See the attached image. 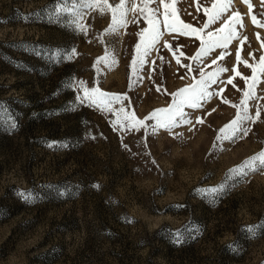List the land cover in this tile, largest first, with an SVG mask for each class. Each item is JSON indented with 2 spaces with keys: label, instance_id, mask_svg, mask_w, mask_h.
<instances>
[{
  "label": "rangeland",
  "instance_id": "374dc122",
  "mask_svg": "<svg viewBox=\"0 0 264 264\" xmlns=\"http://www.w3.org/2000/svg\"><path fill=\"white\" fill-rule=\"evenodd\" d=\"M119 2L0 0V264H264V168L230 172L264 151V73L246 98L243 63L264 55V0H230L236 35L195 61L221 23L184 35L165 13L200 29L211 0H125L111 31ZM146 17L159 38L134 72ZM218 68L190 123L147 119ZM244 108L248 135L217 139Z\"/></svg>",
  "mask_w": 264,
  "mask_h": 264
},
{
  "label": "snow or ice",
  "instance_id": "6c2138e0",
  "mask_svg": "<svg viewBox=\"0 0 264 264\" xmlns=\"http://www.w3.org/2000/svg\"><path fill=\"white\" fill-rule=\"evenodd\" d=\"M149 0H146L144 8H141L140 11L144 12L145 8H147V3ZM161 4H164V0H159ZM247 2V0H245ZM81 3L85 7H92L94 6V0H81ZM104 4L108 3V0H103ZM230 0H211V7L204 8V14L208 17L207 22L203 24V27L200 29L193 28L191 24H185L183 21L175 20L172 23L168 22L167 14L165 13V21L164 27L168 28L171 31H179L184 35H190L192 33L203 32L204 29H209L211 25L216 24L217 22L221 23V27L218 28L215 32L209 30L206 34V38H201L200 48L196 55L192 58L195 60H200L202 57H207L210 52L213 51L215 48L227 47V44L230 40L234 38L236 35L235 33V25L238 24L239 21V13L232 12L231 15L225 17V14L228 12ZM124 5L125 0H120L118 4H116L115 9H113V24L111 27V31H115L116 27L122 26L124 21ZM167 8L168 5L165 4ZM133 10H135V5H133ZM249 10L251 11V5H249ZM157 10L153 9V16ZM148 23L150 24V28H146L143 32L140 33L142 44H137V55L133 59V70L138 71V68L143 65L144 60L143 58L147 56L150 50L156 44V41L159 38V21L153 18L146 17ZM252 22L255 24L257 23L256 17L252 16ZM80 31H83V27L81 26ZM145 33L147 35H145ZM168 47L167 44L164 45ZM264 47V45H262ZM37 55H39L37 53ZM223 56V53H221ZM237 60H240L239 53H237ZM260 63L257 67H253V65L249 64L248 61H243V63L252 69V76L251 78L245 77V81L247 82L248 79L252 80V84L249 86V91L245 93L246 98H253L251 89L255 87V85L259 82L258 80V73H264V55H261ZM177 64L180 63L179 60L176 61ZM213 64L216 63V60L213 59ZM189 71H193L191 66H188ZM199 71L200 79L193 85L189 87H184L179 89L177 93H173V103L167 109H159L157 110L158 113H164L163 116L157 115V113H153L151 117H147V119H156L157 126L163 127L169 131L173 127L176 126V117H181V123H190L184 119V112L183 107L187 105L189 108H198L200 107L199 101L201 99H206L209 95L208 87L209 84H215V76L220 73L224 72V68H218L216 72L206 74L203 69H197ZM236 75H240L239 72L236 71L235 68L232 69ZM228 83L231 84L232 80L229 79ZM95 93L97 92L96 89H92ZM87 95V90L85 89V99H89ZM92 103H97V99L91 98ZM114 100L119 101L121 97L119 96H111L108 97L105 93H99V100L100 101H107V100ZM245 101L242 100L241 104H244ZM91 106V105H90ZM123 112V109H121ZM259 116V112L257 113ZM252 118L247 114V108H244L242 113H238L236 118L231 121L230 124H226L224 127L219 129L221 133H224L222 137H217V139H232L233 137L237 136L239 133H243L244 136L248 135V129L244 128L242 125L244 122L251 120ZM144 121L136 120L133 125L136 124L143 125ZM153 131H155V126L153 127ZM51 146V145H50ZM264 168V151H260L258 154L251 156L247 160H245L241 165L230 169L231 173H234L238 176H247L250 172H256L258 169ZM261 229L264 230V225H261ZM255 235V230L251 229ZM264 234V231L261 232Z\"/></svg>",
  "mask_w": 264,
  "mask_h": 264
}]
</instances>
